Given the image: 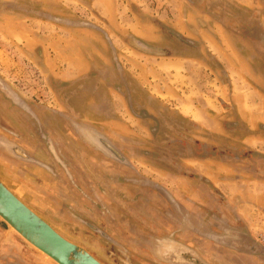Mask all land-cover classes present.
Returning a JSON list of instances; mask_svg holds the SVG:
<instances>
[{"label":"rangeland","instance_id":"1","mask_svg":"<svg viewBox=\"0 0 264 264\" xmlns=\"http://www.w3.org/2000/svg\"><path fill=\"white\" fill-rule=\"evenodd\" d=\"M178 59L200 67L191 72ZM58 70L81 75L63 81ZM190 95L200 104L223 97L226 114L209 123L179 117L174 106ZM263 116L264 0H0V146L24 157L0 149V181L102 264L198 261L193 232L178 224L190 218L194 192L206 209L196 170L240 177L236 192H262ZM74 178L102 181L111 199L103 209L81 207L82 190L67 203L55 199L52 189H69L60 180L81 189ZM125 180L136 199H113ZM256 218L262 241L264 218ZM0 229V264H53ZM159 236L182 245L180 256L158 255Z\"/></svg>","mask_w":264,"mask_h":264},{"label":"crops","instance_id":"2","mask_svg":"<svg viewBox=\"0 0 264 264\" xmlns=\"http://www.w3.org/2000/svg\"><path fill=\"white\" fill-rule=\"evenodd\" d=\"M137 55V54H135ZM139 56V55H137ZM174 65L179 66L181 65V67H183L185 65V67L189 68L191 70V72L194 70L196 71L200 66L194 62L193 60H189V59H178L176 60V62L174 63ZM81 72H70V71H57L56 74L54 73V77H57L63 81H71L74 80L76 77H78ZM190 74L187 73H182V77L184 78V80L186 82H190L189 85L190 86H185V90L189 89L190 92H192L193 87L191 86L192 82L188 81V79ZM148 87V94L151 96V92L150 89L152 87L151 82L146 84ZM157 95L160 97V99H165L166 96L164 95V93L162 92H158ZM192 95V94H191ZM190 96H187V99H179L175 106H174V110L176 111V113L179 115V117L184 118V119H189L194 123H200L199 121L202 122H207L209 123V120H211L210 116H212L213 118H217V117H222L226 114V105H225V101L222 98H212V97H206L204 103H198L195 102ZM157 96V97H158ZM193 97V96H192ZM164 103V102H163ZM166 103V102H165ZM199 106L204 107L205 109H208L209 112H207V115L209 114V117L207 118V116L204 115L203 110L200 109ZM239 107V115L241 114V108ZM243 111V110H242ZM242 115V114H241ZM245 115V114H244ZM242 117V116H241ZM260 123L262 125H264V116L260 119ZM203 126V124H202ZM214 131V130H213ZM101 153V152H99ZM226 153V152H223ZM262 156H258L259 160H264V152H261ZM227 154V153H226ZM194 158V157H193ZM207 159V158H205ZM227 160V159H225ZM241 160H243L241 157L238 158L237 161L241 162ZM246 160V158L244 159V161ZM209 163V162H207ZM194 166L198 167L196 169H203L201 167V163L197 160H194ZM44 168V167H43ZM47 169V168H44ZM223 173V172H221ZM261 174H263V172H261ZM112 175V173L110 174ZM195 178L197 179V184H201L202 186H204V190H206V202L207 205H202L203 207H205L206 209L204 210L201 206H200V198H199V193L198 192H194V194L192 195L191 199V206H190V216L193 218H200V217H209L211 215H217V216H221L223 217L227 222H229L230 227L237 231L239 234H241V239L237 244L238 245L237 248H232L230 249H226L224 250V252H221V254L217 255V254H209L208 255V262L210 264H264V240L260 241L257 239L256 236V231H262L261 228L258 227V224H256V217H263L264 218V190L262 192L259 193H255V192H236L235 187H237V185L241 184V178L234 177L231 179H222L221 177H209L208 175L202 174L200 171L196 170L195 173ZM59 180V179H57ZM74 184H77L78 186H81V189H75L72 190L73 188L69 187L70 185V181L65 182V179L60 180L63 181L61 182L63 187H68V192L66 191H62V189H52L51 192H53L52 194H54L56 196L55 199H60L61 201H66L69 202L70 200H72V198L76 199L77 195L76 193L79 195V193L81 194L82 190V194L83 197H81V199L78 198V200H80L81 207H83V205H90L91 209H93V204L96 205V207L98 208H104V201L107 202L109 201L110 195L109 193H107V191L105 192V190H103V188H100V184L99 181L95 178L94 181L92 182H80L79 179L77 180V178H74ZM124 180V179H123ZM56 181V180H55ZM118 181V180H116ZM80 182V183H79ZM151 184H153L152 182H150ZM113 184V182H110L106 185H110ZM121 185L124 187V184L126 185V188L124 189L123 187H118L117 185ZM251 185H259L260 183L256 182V181H252L250 183ZM68 185V186H67ZM132 184L128 183V181H124L121 182V184L115 183L114 186L118 190L117 196L113 197V199H117V200H135L136 197L132 196L131 194H129L127 192V187L130 186ZM83 186H85V188L88 190L91 186V190L90 192L86 193V191L84 190ZM95 187L97 188V190L95 189ZM99 187V188H98ZM132 187H134L132 185ZM152 187L157 188L155 186L152 185ZM75 188H77V186H75ZM94 188V192L92 193V189ZM135 188V187H134ZM56 190H58V193H56ZM249 190L251 191V188H249ZM121 191V192H120ZM158 191H160V189H158ZM85 194V195H84ZM156 194V193H155ZM196 196V197H195ZM201 200L204 199L203 193L201 194ZM142 197H139V199H141ZM82 200V201H81ZM230 200L233 201H239V204L237 207H232L230 204L226 205L225 202H230ZM243 201H248L246 202L244 205L241 203ZM217 203V204H216ZM217 210V211H216ZM230 210V211H228ZM93 211V210H92ZM216 211V212H215ZM86 212L87 211H83ZM82 212V213H83ZM94 212V211H93ZM92 212V213H93ZM90 215V213H88V216ZM93 216V215H90ZM96 216V215H95ZM144 221V220H143ZM150 232H152V230H149ZM151 239V238H150ZM158 240H154V242L157 243V241H159L160 239H164L162 237H158ZM262 243V244H259ZM155 243V244H156ZM151 244V242H150ZM154 244V243H153ZM191 244H195L193 241L191 242ZM230 244H234L233 242H231ZM237 249V250H236Z\"/></svg>","mask_w":264,"mask_h":264},{"label":"water","instance_id":"3","mask_svg":"<svg viewBox=\"0 0 264 264\" xmlns=\"http://www.w3.org/2000/svg\"><path fill=\"white\" fill-rule=\"evenodd\" d=\"M0 222L53 264H102L85 249L62 237L1 181Z\"/></svg>","mask_w":264,"mask_h":264},{"label":"flooded vegetation","instance_id":"4","mask_svg":"<svg viewBox=\"0 0 264 264\" xmlns=\"http://www.w3.org/2000/svg\"><path fill=\"white\" fill-rule=\"evenodd\" d=\"M1 146H0L1 152L4 154L6 158H12V159H16V161L23 162L21 159L24 158L22 152L17 148H15V146L13 149H7V146H10L9 144H4V145L2 144ZM183 216L180 220V223L178 224L181 232H184L186 228L190 229L193 232L194 236H192V239L194 238L193 241L196 247V249H194L195 250L194 252L197 258L199 259L198 261H195L194 264H210L208 262L209 254L219 255L221 254V252H224V250L226 249L231 250L232 248L233 249L237 248L238 245H240L237 243L240 240H242L241 234L233 230L230 227L229 222H227L223 217L217 215H211L209 217L205 216L196 219L189 216L190 218L186 217L188 221L185 220V222L183 223L182 222V220L184 219ZM92 229L95 228L92 227ZM204 236L207 237L204 238ZM231 242H233L234 244H230ZM259 244L262 243L259 242Z\"/></svg>","mask_w":264,"mask_h":264},{"label":"clouds","instance_id":"5","mask_svg":"<svg viewBox=\"0 0 264 264\" xmlns=\"http://www.w3.org/2000/svg\"><path fill=\"white\" fill-rule=\"evenodd\" d=\"M156 251L158 255L163 257H167L169 255H176L179 257L183 251V246L171 238H164L157 241Z\"/></svg>","mask_w":264,"mask_h":264},{"label":"trees","instance_id":"6","mask_svg":"<svg viewBox=\"0 0 264 264\" xmlns=\"http://www.w3.org/2000/svg\"><path fill=\"white\" fill-rule=\"evenodd\" d=\"M138 48H140L141 51L146 52L148 54H158V53L154 52L153 50H151V47H149V46L142 45V47L138 46Z\"/></svg>","mask_w":264,"mask_h":264}]
</instances>
